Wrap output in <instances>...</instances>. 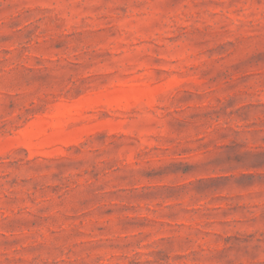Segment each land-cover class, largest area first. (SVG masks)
Wrapping results in <instances>:
<instances>
[{"label": "rangeland", "instance_id": "rangeland-1", "mask_svg": "<svg viewBox=\"0 0 264 264\" xmlns=\"http://www.w3.org/2000/svg\"><path fill=\"white\" fill-rule=\"evenodd\" d=\"M0 264H264V0H0Z\"/></svg>", "mask_w": 264, "mask_h": 264}]
</instances>
